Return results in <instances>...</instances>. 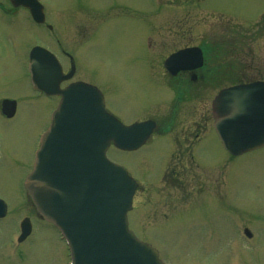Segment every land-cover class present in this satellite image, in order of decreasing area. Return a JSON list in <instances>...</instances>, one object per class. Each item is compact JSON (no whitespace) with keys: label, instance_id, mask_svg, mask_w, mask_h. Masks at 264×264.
<instances>
[{"label":"rangeland","instance_id":"obj_1","mask_svg":"<svg viewBox=\"0 0 264 264\" xmlns=\"http://www.w3.org/2000/svg\"><path fill=\"white\" fill-rule=\"evenodd\" d=\"M40 1L55 37L76 58L74 80L98 84L126 124L157 118L174 129L137 152L108 153L139 183L129 213L136 235L165 264H242L239 255L245 264H264V148L230 156L211 129V100L220 88L264 79V0ZM8 3L0 0V101L20 98V111L12 121L0 118V198L12 211L0 222V264H69L57 231L38 218L22 188L39 132L56 106L52 99L31 98L27 47H58L22 11H7ZM205 42L207 70L218 67L222 86L205 84L188 91L195 96L181 97L150 81L149 69L171 52ZM25 214L37 222L36 230L20 248L13 242L18 254L5 261ZM246 226L253 235L243 241L239 234Z\"/></svg>","mask_w":264,"mask_h":264},{"label":"water","instance_id":"obj_2","mask_svg":"<svg viewBox=\"0 0 264 264\" xmlns=\"http://www.w3.org/2000/svg\"><path fill=\"white\" fill-rule=\"evenodd\" d=\"M198 57L196 50H187L171 56L166 65ZM62 95L26 184L37 210L66 236L73 264H162L157 252L128 229L127 212L136 186L124 168L106 157L111 141L123 150L143 145L154 123L123 126L106 112L94 87L77 84ZM213 112L217 132L231 153L264 146V82L222 90ZM51 139L56 141L53 148ZM83 143L88 145L78 149Z\"/></svg>","mask_w":264,"mask_h":264},{"label":"flooded vegetation","instance_id":"obj_3","mask_svg":"<svg viewBox=\"0 0 264 264\" xmlns=\"http://www.w3.org/2000/svg\"><path fill=\"white\" fill-rule=\"evenodd\" d=\"M208 43H202L199 45H189L185 47H181L177 50L183 49V48H188L191 46H200L203 50V55H204V64L201 68H196V69H186V68H178L176 72H170L168 69L164 66V60L173 52H171L162 62L156 66H154L151 69H149L148 76L149 79L152 83L159 85V86H166L170 88H175V89H183L185 94L188 95V91L186 88H201L206 85H211L210 83H215L214 86H222L223 84L216 82L218 81L217 79L219 78V74L217 76L211 77V71L214 68H211L207 70V64H208ZM218 70V67H216ZM208 71V72H207ZM140 72V71H139ZM147 72V70L145 71ZM77 73V66H76V72L74 71V76L72 78V81H77L74 80L76 77ZM144 77V76H143ZM145 78V77H144ZM67 86L66 84L63 85V87ZM174 90V89H173ZM175 94L177 95V91H175ZM191 95V94H190ZM189 95V96H190ZM174 129L169 128V131ZM162 135V132H160Z\"/></svg>","mask_w":264,"mask_h":264}]
</instances>
